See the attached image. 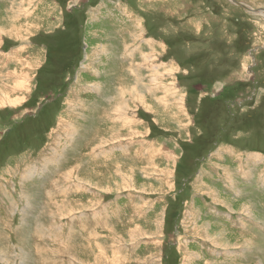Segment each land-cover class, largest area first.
Returning <instances> with one entry per match:
<instances>
[{"label": "rangeland", "instance_id": "rangeland-1", "mask_svg": "<svg viewBox=\"0 0 264 264\" xmlns=\"http://www.w3.org/2000/svg\"><path fill=\"white\" fill-rule=\"evenodd\" d=\"M233 1L0 0V264H264V12Z\"/></svg>", "mask_w": 264, "mask_h": 264}, {"label": "water", "instance_id": "water-1", "mask_svg": "<svg viewBox=\"0 0 264 264\" xmlns=\"http://www.w3.org/2000/svg\"><path fill=\"white\" fill-rule=\"evenodd\" d=\"M233 2H235L237 5H239L241 8H244V9H246V10H248V11H252V12H264V8L262 9V8H257V9H255V8H252V7H248V6H244L243 4H241V3H238V2H236V1H233Z\"/></svg>", "mask_w": 264, "mask_h": 264}, {"label": "bare ground", "instance_id": "bare-ground-1", "mask_svg": "<svg viewBox=\"0 0 264 264\" xmlns=\"http://www.w3.org/2000/svg\"><path fill=\"white\" fill-rule=\"evenodd\" d=\"M231 1H233V0H231ZM235 1H236V0H235ZM14 72H15V71H14ZM14 72H13V73H14ZM16 83H17V82H15V86L18 87V85H17ZM15 86H14V87H15ZM0 100H1V99H0ZM164 115H165V114H164ZM99 132H101V131H99ZM72 134H73V133H72ZM70 135H71V134H70ZM59 137H60V136H59ZM54 148H55V147H54ZM262 156H263V155H262ZM25 204H26V203H25ZM244 206H245V205H244ZM80 207H81V206H80ZM251 215H252V214H251ZM201 228H202V227H201ZM7 261H8V260H7ZM6 264H7V263H6Z\"/></svg>", "mask_w": 264, "mask_h": 264}, {"label": "crops", "instance_id": "crops-1", "mask_svg": "<svg viewBox=\"0 0 264 264\" xmlns=\"http://www.w3.org/2000/svg\"><path fill=\"white\" fill-rule=\"evenodd\" d=\"M253 8H257V7H253ZM8 19H10L11 20V22H12V18H10L9 16H8ZM11 28H12V25L10 26ZM0 30H2V29H0ZM8 60H10V59H7V62H8ZM2 61V60H1ZM6 62V63H7ZM6 65V64H5Z\"/></svg>", "mask_w": 264, "mask_h": 264}]
</instances>
